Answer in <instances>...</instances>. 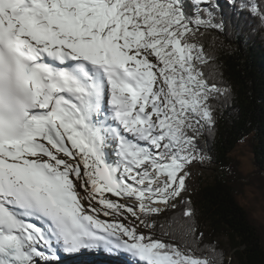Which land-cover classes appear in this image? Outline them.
I'll use <instances>...</instances> for the list:
<instances>
[{"label":"snow or ice","instance_id":"snow-or-ice-1","mask_svg":"<svg viewBox=\"0 0 264 264\" xmlns=\"http://www.w3.org/2000/svg\"><path fill=\"white\" fill-rule=\"evenodd\" d=\"M231 6L264 30V0ZM220 9L0 0V264H59L61 251L85 249L231 264L183 195L192 165L210 159L199 139L232 96L203 42L224 29Z\"/></svg>","mask_w":264,"mask_h":264},{"label":"trees","instance_id":"trees-1","mask_svg":"<svg viewBox=\"0 0 264 264\" xmlns=\"http://www.w3.org/2000/svg\"><path fill=\"white\" fill-rule=\"evenodd\" d=\"M219 3L217 22L222 20L224 29L209 31L203 42L217 58L218 75L222 74L232 96L226 105L216 107L214 130L199 139V147L210 157L206 161L216 168L214 180L202 179L199 191L185 199L191 200L195 225L205 234V243L216 241L225 253L230 249L236 264H264V224L241 201L245 185L264 187V30L253 17L234 9L231 0ZM243 143H249L256 166L249 183L233 157ZM174 214L171 210L164 213L159 224L166 228L167 217ZM154 238L167 239L159 226ZM222 238L228 239L227 245ZM82 261L122 264L121 259L96 255H87Z\"/></svg>","mask_w":264,"mask_h":264},{"label":"rangeland","instance_id":"rangeland-1","mask_svg":"<svg viewBox=\"0 0 264 264\" xmlns=\"http://www.w3.org/2000/svg\"><path fill=\"white\" fill-rule=\"evenodd\" d=\"M233 157L236 161L239 162L240 164V169L242 171V174L246 177L245 183H249L251 177L255 176L254 172L256 170V166L254 163V154L249 146V143H243L237 147L235 150ZM109 159H115L113 156L110 157ZM191 176L187 180V188L188 191H186L183 195L185 198L196 194L199 191L201 180L205 179L208 182H213L214 176L216 174V168L215 166L210 163L209 161H205L204 164H193L191 169ZM241 201L243 204L247 205L254 213L256 218L264 224V187H259V186H252V185H245L244 187V194L241 197ZM113 199H116L113 197ZM101 219L109 220L111 221V217H100ZM206 228V226H204ZM141 231L147 232V230L141 229ZM225 245L228 244V239L227 238H222L221 239ZM227 254L231 256V263L236 264L235 262V257L233 255V252L228 249ZM87 255H96L99 257H111V258H118L119 260L121 259L122 264L124 263H131L130 257L122 253L118 256L112 255V253L104 252L101 253L100 251L93 249V250H81L80 252L77 253H64L60 252V263L63 261L65 262H70L68 264H84L82 259L83 257Z\"/></svg>","mask_w":264,"mask_h":264},{"label":"bare ground","instance_id":"bare-ground-1","mask_svg":"<svg viewBox=\"0 0 264 264\" xmlns=\"http://www.w3.org/2000/svg\"><path fill=\"white\" fill-rule=\"evenodd\" d=\"M110 157H112V155L110 154L109 155ZM110 160V159H109ZM112 160H114V159H111L110 161H112ZM98 251H100L101 253H104V252H106V251H104V250H102V249H99ZM109 253V252H108ZM123 252H112V255H114V256H118V255H120V254H122ZM111 254V253H110ZM116 259H118L117 257H116ZM116 262V261H115ZM119 264V263H118Z\"/></svg>","mask_w":264,"mask_h":264}]
</instances>
